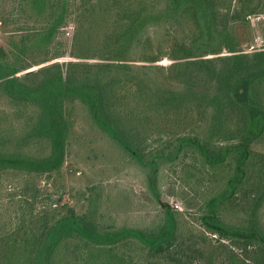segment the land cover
<instances>
[{"label":"trees","instance_id":"obj_1","mask_svg":"<svg viewBox=\"0 0 264 264\" xmlns=\"http://www.w3.org/2000/svg\"><path fill=\"white\" fill-rule=\"evenodd\" d=\"M61 1L68 7V0ZM134 1L140 3L137 10H80L73 40L80 52L73 56L83 61L23 73L33 66L24 51L8 55L0 48V98L10 107L0 109V181L10 173L51 177L61 172L81 125L146 171L161 215L146 227L103 225L92 200L83 213L62 212L58 207L69 204L63 202L65 193L55 192L49 209L0 232V264H135L125 251L132 246L185 264L174 259L186 256L180 250L187 241L181 213L161 199L158 189L159 161L175 159L184 150L198 153L211 167L233 166L226 193L205 205L201 220L208 232L264 246L255 218L233 227L218 210L223 199L238 193L247 178L252 144L264 139V26L261 47L254 52L241 49L235 32L237 25L264 12V0H230L226 6L227 0ZM162 24L177 31L190 26L187 38L169 49L173 62L167 67L153 64L162 55L149 51L151 36ZM51 40L52 31L44 42ZM223 50L229 55L206 58ZM189 106L204 125L178 136L173 153L147 150L154 132L144 124ZM222 134L238 145L215 153L213 144Z\"/></svg>","mask_w":264,"mask_h":264},{"label":"rangeland","instance_id":"obj_2","mask_svg":"<svg viewBox=\"0 0 264 264\" xmlns=\"http://www.w3.org/2000/svg\"><path fill=\"white\" fill-rule=\"evenodd\" d=\"M59 2L0 0V48L8 55L17 50L24 51L25 59L33 66L23 73L56 62L83 61L73 56L74 51L80 52L73 46L80 10H137L140 7L134 0H68V7L63 1ZM229 3L227 0L222 4ZM64 10H67V16ZM248 20L247 25H237L235 32L241 49L254 52L261 47L264 12L254 14ZM189 29V25L180 31L169 24L158 27L151 36L154 44L149 51L152 55H162V59L153 64L169 66L173 62L167 55L169 49L177 41L186 39ZM51 31L52 40L45 43V36ZM226 55L229 53L223 50L206 58ZM0 109L10 110L5 99L0 98ZM196 113L194 107L189 106L188 111L169 112L167 116H158L149 126L144 124L149 132H154L146 141L147 150L173 153L178 136L188 134L194 126L204 125ZM235 128L234 124L230 126V129ZM78 132L58 174L26 177L10 173L1 179V233L30 221L32 214L38 215L49 209L52 193L61 191L65 193L63 202H68L69 206L58 207L60 211L72 208L76 213H83L89 209L92 200L99 209L96 217L103 225L146 227L159 218L163 208L148 189L146 171L101 134L83 129L81 125H78ZM227 136L222 134L220 141L213 144L215 153L238 145V140ZM159 163L161 199L181 213L187 239L180 248L186 256L177 255L174 259L185 264H264L262 244L221 239L208 232L201 220L207 201L214 196L221 198L220 194L226 193V180L233 172V166L211 167L191 150H184L175 159L164 158ZM218 210L220 217L233 227L249 225L255 218L264 233V139L252 144L247 178L238 193L232 199H223ZM125 251H129L135 264H178L165 257H152L138 246Z\"/></svg>","mask_w":264,"mask_h":264}]
</instances>
